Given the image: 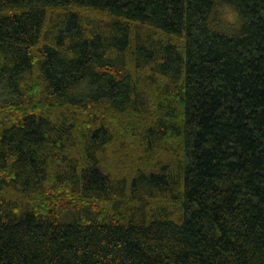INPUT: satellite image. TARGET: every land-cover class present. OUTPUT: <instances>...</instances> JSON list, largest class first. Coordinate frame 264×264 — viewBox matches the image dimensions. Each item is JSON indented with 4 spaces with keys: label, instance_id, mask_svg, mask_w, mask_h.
<instances>
[{
    "label": "trees",
    "instance_id": "trees-1",
    "mask_svg": "<svg viewBox=\"0 0 264 264\" xmlns=\"http://www.w3.org/2000/svg\"><path fill=\"white\" fill-rule=\"evenodd\" d=\"M0 264H264V0H0Z\"/></svg>",
    "mask_w": 264,
    "mask_h": 264
}]
</instances>
